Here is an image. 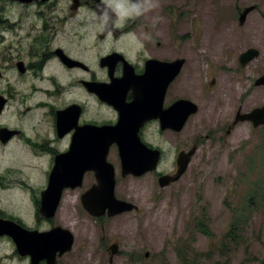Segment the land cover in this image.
<instances>
[{
    "label": "flooded vegetation",
    "instance_id": "obj_1",
    "mask_svg": "<svg viewBox=\"0 0 264 264\" xmlns=\"http://www.w3.org/2000/svg\"><path fill=\"white\" fill-rule=\"evenodd\" d=\"M116 3L122 5L119 26H116L118 16L114 7L103 0H0V153L18 156V163L24 167L18 175L30 173L39 177L41 185L24 182L30 193L33 188L29 186L45 184L44 170H49V174L41 193L48 189L57 158L64 156L69 161L81 162L89 154L97 156L105 145L109 146L106 159L114 168L116 191L119 178L131 177L122 174L119 146L133 144L134 131L143 145L160 151L157 168L150 172L159 179L166 174L160 168L164 169L167 160L159 140L168 133L183 131L163 127L167 126V112L179 101H189L198 107L199 113V100H205V94L212 92L207 89L213 90L218 83L220 75L214 69L206 86L201 87L198 62L202 46L188 43L182 33L180 20L186 15L188 18L189 13L181 5L170 0H116ZM249 7L255 9L242 26L248 23L251 14H258L264 20V0L244 6L238 16ZM226 29L221 27L223 32ZM203 48L210 53L206 56L211 62L219 57L214 49ZM250 49L254 48L237 58L226 59V65L236 62V72L245 68L247 65L243 67L240 58ZM177 62H181V67L167 86L178 68L168 64ZM185 82H188L187 91L182 87ZM199 89L202 96L193 93ZM241 109H237L227 134L237 125L234 123L243 114ZM195 145L198 150V141L190 148L176 146L172 174L177 170L178 155L189 152ZM111 152L113 163L108 160ZM68 164L71 163L62 164L66 172L72 167ZM36 165L41 170L32 169ZM3 168L0 264H32V256L21 249L37 247L40 252L54 244L38 237L36 244L25 246L23 230L51 231L56 228L50 224L55 216L47 219L40 215L41 197L35 194L37 216L42 217L36 219L35 227H28L18 216L9 214L8 209L17 208L14 203L7 206L6 194L13 189L8 178L18 175L10 173L12 167ZM96 180L95 170L86 171L80 187L65 188L62 197L68 190L84 189L82 197L97 184ZM43 224L50 225L41 229ZM72 250L54 255V264H63ZM39 252L34 264H49Z\"/></svg>",
    "mask_w": 264,
    "mask_h": 264
},
{
    "label": "rangeland",
    "instance_id": "obj_2",
    "mask_svg": "<svg viewBox=\"0 0 264 264\" xmlns=\"http://www.w3.org/2000/svg\"><path fill=\"white\" fill-rule=\"evenodd\" d=\"M170 1L189 13L180 20L187 42L202 46L201 87L214 69L220 77L213 90L207 89L212 92L204 93L205 100H199L200 112L183 131L159 140L167 154L160 172L172 174L176 146L190 148L198 141L199 148L185 174L169 187L161 188L150 172L119 178L115 195L136 205L134 212L96 218L81 205L84 189L65 192L50 223L74 236L73 250L63 264H264V126L239 122L227 134L239 107L245 114L264 106V86L255 85L264 75V20L251 14L244 26L238 22L244 6L261 0ZM203 47L214 49L219 57L211 62ZM249 48L259 51V56L245 68L236 72V62L226 65V59L237 58ZM187 84L182 83L186 91ZM200 89L193 93L202 96ZM18 159L0 153V176L5 166L12 167L11 174L23 171ZM108 160L113 163L112 152ZM32 169L41 170L37 165ZM48 174L49 170L43 171V186H29L33 193L24 182L41 185L39 177L9 175L8 185L13 189L6 194L7 206L15 204L17 209L8 213L28 227H35L36 219L42 218L37 216L34 194L40 197ZM196 220L204 222L208 235L200 231ZM233 222L238 228L231 234ZM115 242L119 254L110 262L108 251Z\"/></svg>",
    "mask_w": 264,
    "mask_h": 264
},
{
    "label": "water",
    "instance_id": "obj_3",
    "mask_svg": "<svg viewBox=\"0 0 264 264\" xmlns=\"http://www.w3.org/2000/svg\"><path fill=\"white\" fill-rule=\"evenodd\" d=\"M254 9L255 7H249L244 9V11L240 13V26L243 25L246 16ZM258 55L259 52L257 50L250 49L241 56V65L245 67L256 57H258ZM168 65L178 68L176 70V73L167 81V86L169 85L171 79H173L179 71L181 62ZM255 85L264 86V75L255 81ZM197 113L198 107L196 105L189 101H179L173 108H171L167 112V126L163 127L172 129L174 132H181L185 128L188 119ZM244 121L251 122L254 128L264 126V106L255 108L247 114H239L234 125ZM134 132L135 137H131V141L134 142L133 144L119 146L120 158L122 163V174L124 177L128 175L141 177L149 172L155 171L161 157L160 151L156 149H150L147 146L143 145V143H141L137 136V131ZM74 148L76 147L74 146ZM108 150L109 146L105 145L97 156L92 157L89 154L87 159L81 162H76V160H74L75 162L69 161L70 159L68 158L69 160H67L64 156H62V158L60 157L61 159L57 158L56 166L50 177L48 189L45 192L41 193L39 208L40 215L47 219H52L55 216L61 202L63 190L68 187H70L71 189L80 187L83 174L86 171L90 170L96 171L97 184L81 197L83 208L88 212L89 215L96 218H101L104 216L112 218L124 213L137 211L138 207L136 205L119 200L115 195V172L113 166L109 164L106 159ZM196 151L197 146L195 145L189 152H181L177 157L176 173L173 175L161 176L158 180L159 186L161 188H165L172 185L173 183L178 182L187 171ZM76 154H78V152ZM74 158H76V156ZM64 162L72 164L71 169H67V172L66 168L65 170L62 169V164ZM71 164H68V166H71ZM60 169H62L61 173ZM74 170H76V172ZM23 231L22 241L24 245L26 243H30L29 245L35 243V238H37L38 242V237H40L39 240L45 239V242L50 243L51 245L54 244L49 248L45 247V249H41L40 252L38 251V249H36L37 247H33V249L31 247V249L29 250H25V247L21 249L22 252L24 251L23 253L30 254L32 256V264H34V260H36V257H38V252L44 254H41L40 257L47 258L49 264H54V255H56L57 253H60V255H62L71 251L74 244V236L71 234V232L61 227L53 228L51 231L44 233L29 232L25 229ZM108 252L110 255V262H112L113 258L119 254V245L117 243L113 244L109 248ZM148 256L149 254L147 253L146 257Z\"/></svg>",
    "mask_w": 264,
    "mask_h": 264
},
{
    "label": "clouds",
    "instance_id": "obj_4",
    "mask_svg": "<svg viewBox=\"0 0 264 264\" xmlns=\"http://www.w3.org/2000/svg\"><path fill=\"white\" fill-rule=\"evenodd\" d=\"M103 2L107 5H109L110 7H114L116 13H117V16H118V19H117V23H116V26H119V23H120V18H121V9H122V5L120 4H117L116 3V0H103ZM110 35V33H109Z\"/></svg>",
    "mask_w": 264,
    "mask_h": 264
},
{
    "label": "trees",
    "instance_id": "obj_5",
    "mask_svg": "<svg viewBox=\"0 0 264 264\" xmlns=\"http://www.w3.org/2000/svg\"><path fill=\"white\" fill-rule=\"evenodd\" d=\"M196 223H198L197 226H198V228L200 229V231H201L202 233H204L205 235H208V234H209V233L207 232V227L205 226V224H204V222H203L202 220H198V221L196 220ZM236 228H238V225H237L235 222H233V223H232V226H231V229H230V233H231V234H234ZM181 256H182V255H181Z\"/></svg>",
    "mask_w": 264,
    "mask_h": 264
}]
</instances>
